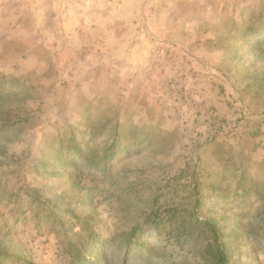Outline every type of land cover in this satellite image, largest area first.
Returning a JSON list of instances; mask_svg holds the SVG:
<instances>
[{"label":"rangeland","instance_id":"1","mask_svg":"<svg viewBox=\"0 0 264 264\" xmlns=\"http://www.w3.org/2000/svg\"><path fill=\"white\" fill-rule=\"evenodd\" d=\"M106 1L103 9L93 8V21L90 13L80 21L78 11L63 7L76 0H0V75L28 79L31 96L29 121L8 146L22 178L2 176L0 189L16 196L45 187L33 181V162L69 126L87 131L88 140L92 113L117 116L129 133L150 136L151 143L114 161L112 169L120 185L139 184L127 197L119 183L102 181L101 171L69 166L74 180L48 184L69 200L60 205L71 211L53 218L69 229L68 238L60 235L62 226L37 216V204L26 196L20 204L0 199V249L8 245L0 264H74L68 253L85 240L100 243L89 248L86 264H196L184 219L168 221L174 201L192 209L198 179L210 196L205 209L233 215L234 207L216 209L219 194H231L242 174L264 182V44L239 37L242 27H264V0H116L113 9ZM209 183L221 186L218 194ZM173 191L177 198L160 206L156 222L143 225L140 211L148 201L155 194L171 198ZM261 209L260 202L252 205L244 229L263 232L262 219L254 217ZM199 213L200 219L207 215ZM139 223L137 240L151 243V252L124 243V233ZM245 237L234 246L232 262L264 264L263 250L257 260L250 252L256 238L249 231Z\"/></svg>","mask_w":264,"mask_h":264},{"label":"trees","instance_id":"2","mask_svg":"<svg viewBox=\"0 0 264 264\" xmlns=\"http://www.w3.org/2000/svg\"><path fill=\"white\" fill-rule=\"evenodd\" d=\"M239 37L243 40V43L261 47L260 45L264 44V27L260 29L242 27ZM236 40L237 38L234 41ZM232 46L233 51L238 49L237 46ZM29 87L28 79L19 76L11 78L5 74L0 75V178L9 174L18 175L19 179L22 178L21 173L23 170L19 168L16 157L9 155L8 146L13 143L17 132L29 121V112L26 107L31 97ZM97 118L95 113L88 115L86 123L90 129L88 131L90 135L88 140L83 139L84 137L86 138L85 134L87 131L77 132V126H75L76 128L69 126L67 134L59 133L49 139L50 141L47 142L41 157L35 163L33 162L31 171L35 176L33 178L34 183L42 182L45 187L34 186L30 192H27V195H24V193H20V195L18 191L16 193L19 195L16 196L7 187H4L2 190L0 189V199L15 200L16 203L20 204L23 196H26L30 205L34 206V204H37L36 209L33 208L36 215L40 218L48 217L51 225L62 226L64 231H61L60 235L68 238L69 229L60 220L57 221L53 218L57 217L56 212L61 214L71 211V209L67 208L65 211L60 205V202L64 203L66 200L67 203L69 200L64 197L65 195H58L54 189L48 187V184L55 180L57 181V179L74 180L75 176L67 169L69 166H74L75 170H80L81 167H84L101 171L102 181H111L114 185L119 183L121 192L127 193L128 197L130 190H134L139 183H134L132 187L126 186L124 183L120 185V179L117 182L113 179L112 169L115 162L129 157L131 154L139 153L140 147L144 143H151L150 136L143 134V131L135 129L129 133L126 126L117 116H110L106 119ZM93 141L98 143L92 144ZM5 165H7L6 169L4 168ZM36 175L42 181H38ZM194 180L196 183L194 182L190 196L193 202L192 209H180L176 206L177 202L174 200L177 198V193L175 191L171 192L175 196L173 194H171V198L163 196L165 199H162L161 195L155 194L148 201V204H152L147 209L145 207L140 211L139 220L143 222V225L155 223L159 216L160 206L163 203L174 201L175 206L169 210L168 221L173 224L180 222V218L184 219L183 223L187 225L185 228L187 229V235L192 239L193 259L196 264H235L232 262L233 253L235 252L234 246H239L241 242L247 240L245 236L248 235V231L249 235L256 238V248L253 246L254 249H251L250 252L254 253L255 260H257L259 251L263 250L264 252V229L261 234L257 233L258 229H244L245 226H243L242 221L250 214L249 209L257 201L260 202L262 209L254 217L258 220L262 219V224H264V182L256 181V179L252 180L247 175L242 174L231 194L225 192L219 194L220 200L216 207V209L221 207L227 212L231 207H234L237 209L236 213L233 215L225 213L218 217V210H214V208L205 209L206 201L210 198L205 193V183H201L198 179ZM207 187L211 189L212 195L218 194L217 189L221 188L216 183H209ZM42 190H45L46 200L41 198V196H44L41 193ZM45 204L48 205V209L44 207ZM148 204L146 203V206ZM68 205L71 204L68 203ZM41 207L47 214H43L40 211ZM201 211L202 213L203 211L207 212V215L204 214L205 217L203 219H200L202 216H200L199 212ZM227 225L233 226L230 231L226 229ZM142 227L139 223L137 227L124 233V243L129 246L135 242L137 245L143 246L146 251L151 252L153 249L151 243H142L137 240L136 234L142 230ZM157 233L160 234L159 229ZM257 234L260 235L256 237ZM80 235V232L75 233V236ZM89 242L87 240L81 241L80 247L72 253H68V251L72 250L75 244L70 245V248L67 249V253L74 264H86L89 260L87 254L91 253L89 248L94 250L99 247V242H95L93 246ZM7 246L2 245L1 254H7ZM250 252L245 253L244 251L243 254L249 255ZM184 262H186V259Z\"/></svg>","mask_w":264,"mask_h":264},{"label":"crops","instance_id":"3","mask_svg":"<svg viewBox=\"0 0 264 264\" xmlns=\"http://www.w3.org/2000/svg\"><path fill=\"white\" fill-rule=\"evenodd\" d=\"M101 1H103V3L101 4ZM104 1L105 0H81V3L79 2V0H76V2L73 4H69V5H63V7L65 8H69V10H74V11H78V19L80 21H84L85 19L89 18V13L91 15V21H93V17L96 16L95 14H92V11L93 8L95 6H98L97 8H100V9H103L104 8ZM126 0H122V2H125ZM106 4V9H109V7L111 9L114 8V4H116V0H113V2H110V0L106 1L105 2ZM90 7H92V9H89ZM122 7L118 8V9H121ZM82 11H83V14H82ZM100 12L99 11V14L97 15V17L100 15ZM123 13V14H122ZM124 15V12H121L119 15ZM119 16V19H122L123 16ZM112 18H114V16H112Z\"/></svg>","mask_w":264,"mask_h":264}]
</instances>
